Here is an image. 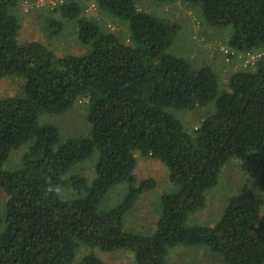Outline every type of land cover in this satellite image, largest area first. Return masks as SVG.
Masks as SVG:
<instances>
[{
    "label": "trees",
    "instance_id": "16d2710c",
    "mask_svg": "<svg viewBox=\"0 0 264 264\" xmlns=\"http://www.w3.org/2000/svg\"><path fill=\"white\" fill-rule=\"evenodd\" d=\"M94 1L127 25V40L86 16L83 1L61 0L40 22L46 41H23L21 0H0V80L19 81L0 99V264H104L93 253L76 260L82 245L130 251L136 264H169L177 245H206L226 264H264V0H181L227 31L224 60L262 52L224 85L218 68L188 54L181 24L141 10L140 0ZM70 30L83 53L54 50ZM79 101L88 136L65 140L40 121ZM202 108L195 128L184 124ZM136 153L164 164L172 186L158 218L135 233L126 215L156 186L136 172ZM233 160L253 176L214 223L192 220Z\"/></svg>",
    "mask_w": 264,
    "mask_h": 264
},
{
    "label": "rangeland",
    "instance_id": "374dc122",
    "mask_svg": "<svg viewBox=\"0 0 264 264\" xmlns=\"http://www.w3.org/2000/svg\"><path fill=\"white\" fill-rule=\"evenodd\" d=\"M84 2V14L92 18L97 16L100 19L101 27L104 30L116 32L123 39L129 38L128 27L120 21H113L111 18L97 11L94 0H81ZM47 0H21L17 7V13L20 15L21 33L20 38L23 41L42 40L46 41L43 28L40 22H43L45 13H49L54 4ZM138 6L141 10H150L155 15L165 17L168 22L181 24L182 31L179 36H184V45L188 54L196 61H208L214 67L219 69L221 83L227 84L228 75L237 69L244 68L252 64L259 52L239 56L234 63L224 60V55L228 52L225 44L227 31L211 28L203 24L200 13L197 9L188 6L183 1L178 0L170 4H159L151 0H140ZM49 7V9H47ZM53 16V15H51ZM53 42L54 50L63 54H80L86 50L77 40L72 30L62 33ZM262 53V52H261ZM19 88L17 79L0 80V99L10 96ZM208 108H202L194 116L186 115L183 122L190 128H195L198 123H194V117L204 116ZM84 101H79L71 109L63 113L46 114L43 113L40 121L51 123L58 127L63 139L88 136V124L85 120ZM138 159L136 172L143 177H151L156 181L154 189L142 193L135 203L132 210L126 215V226L132 231H145L149 224L158 218L156 204L159 197L165 193L172 184L168 178V170L165 165L157 159L144 158L136 153ZM221 179L218 187L210 195L209 204L199 210L191 218L197 223H214L219 218V213L224 203V199L232 193L238 191L243 184L244 179L251 178L253 174L240 164L237 160L229 162L221 171ZM120 200V199H119ZM111 203V201H109ZM108 200L103 202L105 207L110 206ZM125 216V217H126ZM93 253L104 264H136L133 253L125 250L102 251L99 248L91 249L82 245L77 253L76 260L82 256ZM167 261L169 264H226L220 253L214 251L206 245L202 246H184L177 245L168 251Z\"/></svg>",
    "mask_w": 264,
    "mask_h": 264
},
{
    "label": "clouds",
    "instance_id": "9594fccd",
    "mask_svg": "<svg viewBox=\"0 0 264 264\" xmlns=\"http://www.w3.org/2000/svg\"><path fill=\"white\" fill-rule=\"evenodd\" d=\"M60 2H61V1H60ZM57 3H58V2H57ZM57 3H56V4H57ZM56 4H54V6H55ZM48 5H49V6H52V5H50V4H48ZM261 54H262V53H259V55L256 56V58L259 57ZM60 191H61V189H60L58 186H55V185H49V186L47 187V189H46V192H48V193L55 192V193L59 194Z\"/></svg>",
    "mask_w": 264,
    "mask_h": 264
},
{
    "label": "built area",
    "instance_id": "2783aa9c",
    "mask_svg": "<svg viewBox=\"0 0 264 264\" xmlns=\"http://www.w3.org/2000/svg\"><path fill=\"white\" fill-rule=\"evenodd\" d=\"M61 0H47L49 4H56L57 2H60Z\"/></svg>",
    "mask_w": 264,
    "mask_h": 264
}]
</instances>
